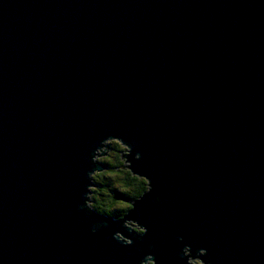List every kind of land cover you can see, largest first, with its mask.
I'll list each match as a JSON object with an SVG mask.
<instances>
[{"label": "water", "instance_id": "95a60500", "mask_svg": "<svg viewBox=\"0 0 264 264\" xmlns=\"http://www.w3.org/2000/svg\"><path fill=\"white\" fill-rule=\"evenodd\" d=\"M116 134L154 189L130 247L80 211ZM181 236L264 264V0H0V264H184Z\"/></svg>", "mask_w": 264, "mask_h": 264}, {"label": "clouds", "instance_id": "9594fccd", "mask_svg": "<svg viewBox=\"0 0 264 264\" xmlns=\"http://www.w3.org/2000/svg\"><path fill=\"white\" fill-rule=\"evenodd\" d=\"M141 159L142 154L134 152L131 143L121 135L100 139L88 156L90 168L81 197L80 211L89 218L107 217L129 232L125 235L116 231L112 236L113 240L128 247L134 244L131 234L144 236L149 231L145 221L131 218L136 205L154 191L149 176L135 170V163ZM154 202L161 204V197L157 195ZM91 231L95 234L97 228L92 227ZM179 242L184 245L181 249L184 264H214L207 248L194 250L191 244L184 243L183 236L179 237ZM139 264H158V261L154 253H148Z\"/></svg>", "mask_w": 264, "mask_h": 264}]
</instances>
